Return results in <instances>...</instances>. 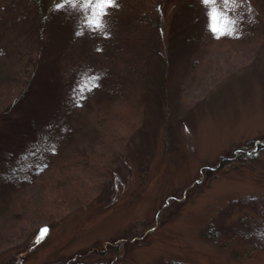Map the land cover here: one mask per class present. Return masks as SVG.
<instances>
[{"label":"rangeland","instance_id":"rangeland-1","mask_svg":"<svg viewBox=\"0 0 264 264\" xmlns=\"http://www.w3.org/2000/svg\"><path fill=\"white\" fill-rule=\"evenodd\" d=\"M125 1L101 8L118 11L106 22L115 27L124 11L133 27L120 34L152 36L154 21L178 47L172 64L148 67L158 84L167 76V91L145 85L148 99L119 125L113 114L127 107L99 99L101 58L90 49L60 90L36 88L40 102L28 110L42 130L27 129L15 165H5L15 159L6 147L22 136L0 129V264H264L250 231L264 229V0ZM189 3L195 20L177 33L171 22L189 18L177 5ZM15 31H0V112L23 78L3 50ZM190 37L198 43L182 49ZM85 45L93 47L83 39L80 52Z\"/></svg>","mask_w":264,"mask_h":264},{"label":"trees","instance_id":"trees-1","mask_svg":"<svg viewBox=\"0 0 264 264\" xmlns=\"http://www.w3.org/2000/svg\"><path fill=\"white\" fill-rule=\"evenodd\" d=\"M105 1L4 0L0 2V15L5 18L2 21L5 27L4 31L0 27L1 34L9 31V29H15L16 31L8 36L9 38L15 39L20 33L15 39V44L5 43V48L3 49L6 54L5 60H10V57L11 59L13 58V60L17 61L18 68L20 65L21 72H23L21 82L16 81V84L20 83V88L15 98L8 105L7 103L4 104L0 112V129L3 132L13 131L16 135L22 136L20 141L16 138L15 142L12 141L6 147L5 156L7 155L6 157L10 158L14 155L15 158L13 161L11 158L10 162H4L6 166L11 164L15 165L17 157L18 160L21 159L22 155L20 156V154L26 150L25 148L28 145V140H26L28 137V133H26L27 129L34 130V133H39L42 130H39L41 118L37 119L34 116L35 111L28 110L31 102L34 105L40 102L39 98L35 95L36 88L39 90L41 85L49 82L50 85L54 84L60 90L64 77L71 71V67L75 65L82 66L81 61L87 55L85 49L95 51L97 56L101 58V64L98 65V68H95L97 82L94 86L95 89L101 91L99 99H107L109 94L111 100L106 105H114L117 103L119 105H125V108L127 107L121 110L120 113L118 112L116 116L114 115L115 113H112V106L107 108L105 113L109 121L114 117V119L121 122L119 125H123L126 120H129V113L125 114L126 110L134 112V108L138 106L142 108V101L149 97L148 90L144 89L145 85L147 87L157 86V88L163 90V94L167 91V76L161 74V83L158 84V81H152L148 67H151L154 60L157 65H161L160 67H165L168 61H171L172 64L175 60V50H178V47L176 48L177 45L172 42L170 44L169 41L167 43L163 41L164 39L160 36L163 26L162 28L157 27V25L153 24L154 21L151 22L149 27L154 29L155 34L152 36L147 34H143L142 36L120 34L122 30L125 29L124 31L127 32L133 27L131 26L133 19L125 18L126 12L122 11L116 24H114L115 27H113L109 21L106 22L105 13H109V11L101 9L104 5H109ZM166 1L168 3L172 2L171 0H162V2ZM119 2L121 3V1ZM162 2H157L158 5L155 6L156 10H160L158 7L159 4H165ZM125 3L131 2L128 0ZM4 4L7 8L6 10L2 7ZM89 4H91V7H86ZM118 7L119 5L116 8ZM177 10L179 11L178 15L181 16L183 21L187 16L189 18L184 23L178 22L177 20L173 21L171 22L172 26L175 27V32L180 33L182 30V33H186L184 30L185 26H191L195 20V5L194 3L184 4L182 6L178 4ZM116 11L115 9L113 12H110V16H107L112 20L113 14ZM139 13L143 14L142 9L139 10ZM153 17L151 16V18ZM148 19L149 17L146 18V20ZM134 21L136 22L135 19ZM83 39H86V42L90 39L93 47L85 45V48L80 52L79 45L83 46ZM197 43L198 39L196 37H190L182 45V49L188 48L191 50L193 48L192 46ZM2 55L0 54V58H2ZM100 69L102 70L101 75ZM109 69L112 70L109 71ZM7 99L8 95H6L5 102H7ZM48 104L50 103L44 102L43 106ZM55 104L59 105V100L52 101V110L56 108L54 106ZM58 109L61 110V106L55 109V114ZM69 116L70 118L76 117L78 119L77 112H72ZM39 117L43 116L40 115ZM61 118L66 119V116L63 114ZM250 147L254 148L256 146L252 143ZM239 155L240 153H236V155L234 153L233 159L237 158L241 160ZM47 168L49 169L46 170L49 171L50 167ZM76 170L79 169L75 167L73 171ZM42 174L37 173L19 192L28 189L31 185L33 186L42 177ZM98 178L101 180L100 177ZM99 182H93L94 187H99L101 181ZM74 188L76 187L74 186ZM85 194L87 196V193ZM54 198H60L63 201L67 200L61 195ZM250 231L253 232V238L256 240L255 248L263 252L264 229L261 231L250 229ZM249 236L247 234V237ZM126 243L129 244L130 241L127 240Z\"/></svg>","mask_w":264,"mask_h":264},{"label":"snow or ice","instance_id":"snow-or-ice-1","mask_svg":"<svg viewBox=\"0 0 264 264\" xmlns=\"http://www.w3.org/2000/svg\"><path fill=\"white\" fill-rule=\"evenodd\" d=\"M113 5H115V0H109V7H111V6H113ZM116 6H118V5H116ZM109 13H105V15H108ZM99 26V25H98ZM98 86V85H97ZM91 89H89V91H90Z\"/></svg>","mask_w":264,"mask_h":264}]
</instances>
